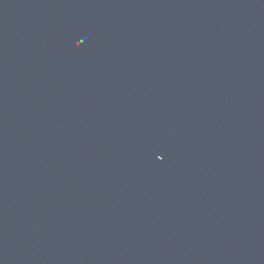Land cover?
<instances>
[{"label":"water","instance_id":"1","mask_svg":"<svg viewBox=\"0 0 264 264\" xmlns=\"http://www.w3.org/2000/svg\"><path fill=\"white\" fill-rule=\"evenodd\" d=\"M0 264H264V0H0Z\"/></svg>","mask_w":264,"mask_h":264}]
</instances>
